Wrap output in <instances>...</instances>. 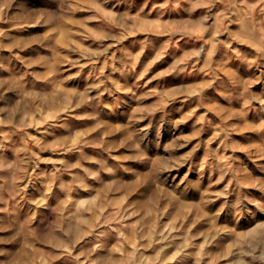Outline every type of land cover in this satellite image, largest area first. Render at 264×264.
Instances as JSON below:
<instances>
[{
  "label": "rangeland",
  "instance_id": "obj_1",
  "mask_svg": "<svg viewBox=\"0 0 264 264\" xmlns=\"http://www.w3.org/2000/svg\"><path fill=\"white\" fill-rule=\"evenodd\" d=\"M0 264H264V0H0Z\"/></svg>",
  "mask_w": 264,
  "mask_h": 264
}]
</instances>
